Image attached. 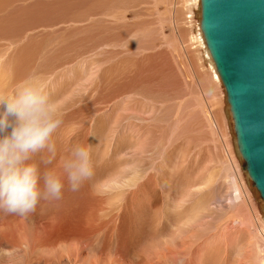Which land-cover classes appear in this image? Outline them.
<instances>
[{
  "label": "rangeland",
  "instance_id": "rangeland-1",
  "mask_svg": "<svg viewBox=\"0 0 264 264\" xmlns=\"http://www.w3.org/2000/svg\"><path fill=\"white\" fill-rule=\"evenodd\" d=\"M199 17L200 0H0V92H11L29 76L37 79L61 114L62 123L52 138L57 156L71 143L92 147V131L98 132L102 145L101 157L92 158V178L79 190L66 188L59 201H42L24 217L0 212V264H148L152 258L133 252L129 241L136 232L139 205H157L160 211L156 175L147 170L149 166L125 167L126 179L141 178L134 186L109 193L92 186L94 179L99 181L116 169L141 164L130 146L148 130L145 119L149 117L146 113L143 118H133L139 115L137 111L151 108L157 110L155 124L167 127L160 142L168 138L175 122L178 130L173 140L176 136L180 140L192 124L203 131V141L213 140L217 158L232 166L229 174L231 178L236 175V185L251 199L246 198V203L257 217L245 208L239 213L248 212L246 219L260 218L264 224L261 200L236 151L224 89L221 82L212 85L209 65L201 58ZM126 97L132 99V105L117 112L113 104ZM211 112L224 137L206 128L204 119ZM182 120L184 125L179 126ZM112 134L118 144L123 143L122 148L105 149ZM179 140L170 146L174 154ZM232 151H236V162ZM179 153L186 154V150ZM48 155L47 150L38 153L33 162L43 170ZM186 164L188 170L182 171L188 185H196L193 179L198 168ZM229 182L216 181L202 194L203 201L220 206L212 211L210 224L225 220L236 209L225 207ZM148 221H154L153 216ZM212 229L208 226L199 238ZM250 233L255 235V231ZM198 250L215 252V263L214 255L208 256L214 264L254 251L245 237L224 238L218 244L207 240ZM178 260L187 264V260ZM178 260L176 264H180ZM241 261L250 260L244 256Z\"/></svg>",
  "mask_w": 264,
  "mask_h": 264
},
{
  "label": "bare ground",
  "instance_id": "bare-ground-1",
  "mask_svg": "<svg viewBox=\"0 0 264 264\" xmlns=\"http://www.w3.org/2000/svg\"><path fill=\"white\" fill-rule=\"evenodd\" d=\"M198 40V47L202 51L201 58L209 65L212 76L210 82L215 86L221 81L216 69L214 70L215 67L205 45L202 34L199 36ZM92 78L93 75H91V79ZM202 93L205 98L206 91L202 90ZM208 93L209 91L207 94ZM131 103L132 99L130 97H126L121 101L115 102L113 106L116 105L118 107L117 112H119L122 107H129L132 105ZM198 108H200V106H198ZM156 111L157 110L155 108H151L145 112L137 111L139 115H136V117L133 118L136 119L138 116L143 118L146 113H148L149 117L145 119L146 123H148L145 128L148 130L145 131L144 135L138 137L137 140L135 138L136 141L133 142L131 146L129 145L131 149H133L131 153H133L135 159H138L141 164L135 165V167L125 165L121 169H116L114 174L110 176H104V178L99 181L98 179H94V184L92 186L94 190L104 193L126 190L127 188L134 186L137 180H140L141 178L139 177L137 179L134 176L133 178L126 179L124 176L125 170H123L125 167L129 170H136V168L140 166H149L147 170H150V173L153 172L156 175V180L158 182L157 186L159 189L158 195L160 198V211H158L157 207H155L157 205L154 206L144 204L141 207L140 205L137 207L139 209V219L136 221V229L133 228V231L136 230V232L135 234L133 233V235H130L129 241L133 252H136L138 255L144 256L145 258H152L149 262L147 261L148 264H176V261L180 258L182 261L187 260V264H205L204 261H209L211 264H214L218 259L217 256L214 255L215 252L206 254L203 251H199L198 246L200 243L211 240L213 243L218 244L223 241L224 238L245 237L248 248L252 247L254 251L237 253L232 261L221 264H264V224L261 222L260 218L257 219L253 217V221L245 218V214L249 215L248 212L250 210L254 213L255 209L253 210L252 207L247 205V194H245V192L236 185V175H233L234 177L231 178L229 168L232 166L230 165L231 167H228L225 160L219 161L217 154L214 152V150L216 151V146L215 143H212L213 140H211L210 143H207L209 142L207 140L203 141V131H197L193 127V124L189 131L182 132L183 134L180 136V140L179 136H176V139L173 140L175 136L173 133H176L178 130V122H175V124L172 125L171 132L168 133V138L166 137L167 139L165 138L162 142H160L161 138H163L165 136L164 134L167 132V127L166 125H162V127L161 123L155 124L156 119L158 118V116L156 118ZM211 113L210 117L208 115L205 116L204 121H206V128L209 127L210 131H213V133L216 132L218 135L221 134L224 137L223 130L218 125V118L214 112ZM162 117L163 116H160V120ZM183 120L179 126L184 125ZM202 125L198 124L197 126L201 128ZM153 127H155V129ZM92 132V158L98 160V157H101L100 148L102 149V145L98 143V132ZM110 138L111 139H108L106 145L104 146L105 149L112 150V148H114L115 150L116 148L119 149V147L122 148L123 143L118 144L117 138L114 134H112ZM177 140H179L178 150H174L176 153L174 154L173 151H170V149H173L170 148V146ZM183 149L186 150V154L184 153L182 155L179 151H182ZM235 152H231L234 161L236 160V155L238 154ZM178 153L181 156H178ZM231 155L229 154V156ZM145 162H147V165ZM188 162H191L192 165H196L198 168V172L195 174L193 179L197 182L196 185H188L187 179L183 174L182 170H186V163ZM217 170L218 174H216ZM227 179H230V184L228 185V189L230 191L227 190L229 198L227 199V206L225 207L229 209H236L231 212V215L227 214L225 220L219 221L215 224H210V221L208 220L214 216H212V211H218L220 206L203 201L202 194L206 191H210L211 188L215 186L214 184H216V181H221L225 184ZM192 183L193 182H191V184ZM227 194H225L226 197ZM249 201L251 202V199ZM241 208H245L248 212L241 215L239 213V209ZM151 216H153L154 221L149 223L148 219ZM210 225L213 226L211 234H203L199 238L200 233H204L205 229ZM251 231H255L254 236H251ZM216 250L217 247H215V251ZM213 255L214 263L211 262L209 258ZM244 256L250 260L249 263L241 261V258ZM251 259H254V261Z\"/></svg>",
  "mask_w": 264,
  "mask_h": 264
},
{
  "label": "clouds",
  "instance_id": "clouds-1",
  "mask_svg": "<svg viewBox=\"0 0 264 264\" xmlns=\"http://www.w3.org/2000/svg\"><path fill=\"white\" fill-rule=\"evenodd\" d=\"M61 114L45 89L29 76L0 92V212L27 216L42 202L77 191L94 173L90 145L69 144L57 156L52 138ZM45 150L41 170L33 157Z\"/></svg>",
  "mask_w": 264,
  "mask_h": 264
},
{
  "label": "water",
  "instance_id": "water-1",
  "mask_svg": "<svg viewBox=\"0 0 264 264\" xmlns=\"http://www.w3.org/2000/svg\"><path fill=\"white\" fill-rule=\"evenodd\" d=\"M199 24L236 150L264 208V0H200Z\"/></svg>",
  "mask_w": 264,
  "mask_h": 264
}]
</instances>
